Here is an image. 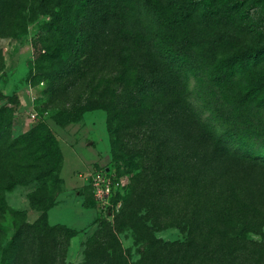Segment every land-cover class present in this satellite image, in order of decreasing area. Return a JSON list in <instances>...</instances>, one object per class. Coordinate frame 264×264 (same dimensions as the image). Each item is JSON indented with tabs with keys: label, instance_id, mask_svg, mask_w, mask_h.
Segmentation results:
<instances>
[{
	"label": "rangeland",
	"instance_id": "374dc122",
	"mask_svg": "<svg viewBox=\"0 0 264 264\" xmlns=\"http://www.w3.org/2000/svg\"><path fill=\"white\" fill-rule=\"evenodd\" d=\"M0 92V264H264V0H0Z\"/></svg>",
	"mask_w": 264,
	"mask_h": 264
},
{
	"label": "trees",
	"instance_id": "16d2710c",
	"mask_svg": "<svg viewBox=\"0 0 264 264\" xmlns=\"http://www.w3.org/2000/svg\"><path fill=\"white\" fill-rule=\"evenodd\" d=\"M46 1V0H44ZM65 2L73 1V0H64ZM171 5L174 6H180L184 4V0H165ZM63 10V9H62ZM70 9L67 8V10H63L62 18L60 19L58 26H50V24H46L44 27H47V36L42 40L41 44L43 46L45 54L42 55V58H44V62L40 64V80L39 81H44L48 80L50 82V85L61 80L63 77V66L64 65H59L58 62L55 61V66L51 68V63H54L53 59L56 56V53L60 55L62 58V62L64 61L62 51L59 48H56L53 50V52L48 53L45 48L47 45H50L52 47H55L57 45V35L60 33V31H71L72 35V25L70 23V14H69ZM194 9L192 10H182L183 13V18L187 21L190 20L192 15H193ZM254 29H257V26L254 27ZM75 42V41H74ZM71 43V51H79L81 47V43L75 44L74 45ZM60 45L62 46H68L69 42L66 41H61ZM55 53V55H54ZM66 58V56H65ZM47 60V61H46ZM51 62V63H50ZM61 62V63H62ZM132 76V74L130 75ZM127 77V74L122 71V75L120 76L121 80H125ZM136 81H140V77H136ZM4 99L3 94L0 92V101ZM258 96L257 93L254 89L249 90L241 95V101L244 103H253V102H258ZM7 112L5 111V107H0V151L6 152V151H11V154L16 153L13 148L16 145V143L19 141V139H13L12 138V133H11V121L7 119ZM240 125H245L247 123V117L245 116L244 112L239 110L238 111V117H237ZM112 151L114 154V158L116 159L117 163H123L124 157L122 156L121 152L119 149H117V144L112 143ZM5 213V208L2 203L0 206V216L2 217ZM0 234H2L1 229H0Z\"/></svg>",
	"mask_w": 264,
	"mask_h": 264
},
{
	"label": "built area",
	"instance_id": "2783aa9c",
	"mask_svg": "<svg viewBox=\"0 0 264 264\" xmlns=\"http://www.w3.org/2000/svg\"><path fill=\"white\" fill-rule=\"evenodd\" d=\"M37 114L32 112L31 119H35ZM93 194L98 205L104 207L111 194V180L107 173H97L91 178Z\"/></svg>",
	"mask_w": 264,
	"mask_h": 264
}]
</instances>
